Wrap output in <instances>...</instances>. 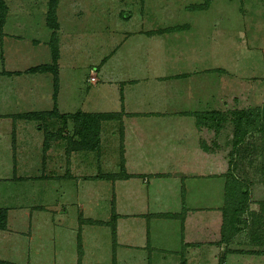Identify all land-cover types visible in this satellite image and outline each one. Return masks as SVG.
<instances>
[{
	"label": "rangeland",
	"instance_id": "obj_1",
	"mask_svg": "<svg viewBox=\"0 0 264 264\" xmlns=\"http://www.w3.org/2000/svg\"><path fill=\"white\" fill-rule=\"evenodd\" d=\"M5 1L8 6L6 33L0 36V208L15 210H10L8 216L10 232L0 236V259L14 264H54L53 257L61 259L56 264H82V259L85 264H153L155 256L156 264H181L183 259L186 264L187 254L193 250L190 246L182 251L178 249L180 237L194 241L199 235L201 248L198 255L192 254L187 264H210V252L216 254L219 250L217 240L221 225L214 223L220 217L210 213L206 225V214L202 210L207 204L211 207L222 204L216 199L224 197L221 186L225 185L226 174L230 171L248 184V213L250 206L256 211L257 202L264 198V132L242 125L234 136L233 123L235 112L264 106V0H59L55 64L50 43L52 31L45 22L48 0ZM44 63L57 71L58 85L61 83L60 90L65 93L62 99L65 103L68 99L69 103L67 110L71 113L66 111L67 114L105 108L119 111L123 86L139 83L142 90L165 84L162 91L169 92L168 102L164 100L162 105L154 95L143 112L152 114L149 122L135 123L137 132L134 128L130 130L134 123L125 124L127 172L147 174L150 170L170 174L155 181V187L150 190L152 196L145 194L142 179L136 177L124 182L116 196L109 180L84 183L81 176L98 172L97 153L81 155L87 162H81L74 171L68 170L67 177L41 178L57 172L62 177L63 167H66L62 164L66 158L60 149L64 144L58 141L52 147L54 141H50L44 149V131L49 129V133L71 136L72 122L59 127L62 120L56 118L2 117L32 110L35 99L27 94L35 80L46 85L40 87L43 98L36 99L38 108L46 109L45 112L54 110L59 87L55 89L53 74L40 72L45 74L43 77L26 73L31 66ZM12 71H19L21 75L10 77L14 75ZM191 89L195 95L188 98ZM211 111L222 115L219 125H212L208 116ZM119 113L120 118L122 112ZM176 118L184 128L202 130L198 139L209 148L208 166L193 162L192 144L191 149L187 146L185 151H179L180 148L176 149L179 146L168 139L169 135L165 137L166 142L158 141L173 127V122H178ZM115 120L102 125L101 160L110 159L112 148L118 158L123 153L117 150L122 127ZM166 120L171 122H166L167 128L162 129V123L158 122ZM198 121L205 125L198 126ZM13 128L17 130L16 136H13ZM171 137H175L173 132ZM238 137L242 139L234 146ZM12 140L16 142L15 148L11 146ZM105 144H109L108 148ZM15 150L18 169L30 170L28 176L36 179L7 181L12 175L11 158ZM233 160H237L236 170L232 169ZM151 162L161 166L149 167ZM109 164L108 170L105 164L100 167V175L104 174V168L108 173L119 171L117 161H109ZM187 171L209 175L202 192L198 186L191 188L197 182L191 186L190 182H182ZM63 186L73 193L70 202L60 200L63 195L56 197L51 192L55 187L62 194ZM183 186H186L185 192H182ZM115 197L119 213L124 214V218H116L115 238L110 226L81 223L82 218L111 221L112 212L115 215L117 212ZM153 212L167 216L163 219L146 217ZM82 229L85 246L80 243L81 252H78ZM124 231L132 238L127 240L132 244L138 243L137 239L145 244L149 238L146 244L151 242L159 247L160 255L149 250V245L138 253L141 247L133 252L126 250ZM247 239L244 232L241 240ZM119 243L123 244V249L118 248ZM216 255L218 261L219 253ZM254 258L239 255L233 259L236 264H264Z\"/></svg>",
	"mask_w": 264,
	"mask_h": 264
},
{
	"label": "crops",
	"instance_id": "obj_2",
	"mask_svg": "<svg viewBox=\"0 0 264 264\" xmlns=\"http://www.w3.org/2000/svg\"><path fill=\"white\" fill-rule=\"evenodd\" d=\"M5 26H6V23L4 25V28H5ZM4 28H3V35H5V33H6ZM59 61H60V59H59ZM124 62H125V59H124ZM46 63H44V64H36V65L31 66V68L43 66V65H46ZM126 69H125V63H124V71ZM12 72H14V75H10V77L11 76L18 77L19 75H21V74H19V71H12ZM26 73H29V72H26ZM29 74H33V75L34 74H39V75H42L43 77L45 75V74H41V73H29ZM35 81H37V82L34 85L31 84L32 89L30 91V94H27V95H30L31 98L35 99L34 100L35 103H33V105L31 106V107H33V108H31L32 110L27 112V113L23 112V113H15V114L13 113V114H9V115H3L2 118L11 119V118L14 117V118L17 119L19 116H22V115H25V114L42 113V112L46 111V109L43 111L40 108H38V103H36V99L39 98V96L42 95V94L39 93L40 90H41L40 87L41 86H46V85L45 84L43 85L41 80H35ZM156 85H157L156 87H155V85L154 86H149L147 89L143 88L142 90L140 88L139 83H137V84L136 83H132L130 85L128 84V85H126L125 88L123 86L122 87L123 88V95H122V97H120L121 104H120V110L119 111L117 109H115V110H106V108L102 109V110L100 109L99 111H94V110H92V111L91 110H89V111L76 110L75 111V112L81 111V112H84V113H95V112H99V113H102V114L110 113V114H115L117 116L118 120H115V121H118L120 128L122 127L121 128V137L119 136L120 142L118 143L119 149H117V150L120 151V152H123V153H121L119 158L115 156V153H114L115 150L112 148L111 150H109V151L113 152V155L110 156V159L106 158L105 160H103V159L101 160V153H103V151H104V144L102 143V139H101V130H102V125L104 124V122H107V121H103L101 123V125H100L99 150L96 151V152L71 151V153H69V151H68V142L70 140H68L67 137H71V136H67V135L61 136L60 135V137H58V139L52 140V141H54L50 145L52 147H54V144H57L58 141L61 142L62 144H64L60 149H61V151H63V153L65 155L66 160H65V163L62 162V164H63V166H64V164H66V167L65 166L63 167L64 171L61 172L62 177H61V175H58L59 173L57 172L53 176H52V174L51 175H43L41 178L42 179H46V180H50V179H52V180H60V178L67 177L68 176V170L74 171L75 168L81 164V162L82 163L87 162V161L81 159V155L85 156V155H88V154H92L93 155V153H97V155H98V167H99L98 172H97L96 175H89L88 174L87 176L86 175L81 176V180L84 183H86L87 181H99V179H101V181H103V180H107L108 181L109 180V182L112 183V186L114 188V190H113L114 193H115L114 196H116L117 195V191L124 186V182L128 183L131 177H133V178L136 177V178L142 179L143 184H144V186L142 188H144L145 194L147 196H149V197L152 196L151 195L152 193L150 192V190H151V188L155 187V184H154L155 181L161 179V177H163L164 175L168 176L170 174H168V173L161 174L160 172H158V173L154 172L153 173L150 170L148 171L149 173H147V174H140L139 173V174L132 175V174H129L127 172V168H126V165H127L126 152H127V150L126 149H128V148H127V144H126V141H125V139H126V127H125V124H127V122L128 123L131 122V125H132V123H134L133 124L134 127H132L130 129V126H131L130 125L129 129L132 131V129L134 128V132H137L136 128H135L136 127L135 123L139 124L141 121L149 122L148 117H151V115H152V114H150V116H149L146 113H143V112H145L144 109H146L148 107L149 101H151L156 96V99L160 100L161 104L164 103V100H166V102H168L167 93L169 94V92H167L166 90L162 91V87L165 86V84L159 83V84H156ZM60 86H61V83L58 85V87H59L58 90H57L58 96H57V101H56L55 104H56V109H57V111H59L60 115H64V114H67L66 111H68L67 108L69 107V103H67L68 99L66 100V103L64 102V99H62V97L65 95V93H63L62 89L60 90ZM111 86L112 85H109V87H111ZM151 87H154V88L151 89ZM95 89H96V87H95ZM124 89H125V91H124ZM144 89H145V91H144ZM161 93H163V94H161ZM20 94H21L22 97L24 96V94H22V93H20ZM193 94H194V91H193V89H191L190 91H188L187 97L191 98V97H193L195 95V94L194 95ZM171 95H174V94H171ZM46 96L47 95H44V97H46ZM74 104H75V102L72 103V105H74ZM166 106L167 105L165 104L164 107L166 108ZM119 112H122L120 118L117 115V114H120ZM68 113H71V112L68 111ZM19 119H24V118H20L19 117ZM56 119H58V118H56ZM176 119H177L178 122H173L172 125H171L173 127L170 128L167 132H164L163 136L160 137V139H158V141L162 144L163 142H166L170 138V140L172 142H174L177 146H179V147L176 148V149L180 148L179 151H182V150L185 151L187 146H189V149H191L192 147H191L190 144H192L193 148H192L191 151L193 152L192 153L193 156H192L191 159L193 160V162H197V164H199V161H200V164H204L205 163V165L208 166V162L209 161H208L207 152H208L209 148H208L207 144H205L204 142L202 143V141H200L198 139V135H200L202 133V130H198L197 128H195V129L184 128V127L180 126L181 122H180V120H178L179 118H176ZM60 122L62 124L59 127H62L63 121H60ZM166 122H171V121L166 120V121H161V122H158V123H162V127L161 128L162 129H166L167 128L166 127V124H167ZM67 126H68L67 131H69L70 130L69 126H71V125L68 123ZM59 127H57V131H58ZM15 130H16V128L12 129L13 136H16L17 130H16V132H14ZM46 130L49 131V129H46ZM174 130L179 132V133L174 132ZM51 132H54V131H51ZM172 132L175 134V137H171V133ZM14 133H15V135H14ZM70 135H72V132L70 133ZM166 135H169L168 139H165ZM135 139L137 140V136H136ZM72 140L76 141V138H74ZM171 141H169V143H172ZM152 142H155V141L152 140ZM10 143H11V146H13V148H15V143H16L15 140H12ZM12 144H14V145H12ZM124 145H125V147H124ZM137 145H140L139 142H138ZM181 145H184L185 147L184 148L180 147ZM50 146H49V148H50ZM108 146H109V144H105V148H108ZM63 158H64V156H63ZM11 159L13 160L14 164H13V166L11 168L12 169V175H10V177L7 178V181H10V182L14 181L15 182V181H22V180H24V181L27 180L28 181V180H31V178L36 179L35 176H32V175L28 176L31 173L30 170L25 169L23 167L20 170L18 169L20 165L17 162L16 150L14 152V155H12ZM192 160H191V162H192ZM109 161H112V163H114V161L118 162V165H119V171L118 172L108 173L106 171V169L110 166ZM121 161L123 162V172H124L123 174H120V172H121L120 171ZM17 163H18V165H17ZM104 164H105V168H106V169L104 168L105 172H104L103 175H100V167L102 165H104ZM151 164H149L150 165L149 167L156 165V164H154V162H151ZM156 166H161V165L159 163V165H156ZM110 175H117L119 177L116 178V179H111L110 177H108ZM208 176H209L208 174L200 175L199 171H197V172L195 171V173H191V172L187 171V174H185L184 177L182 178V182L183 183H186V182L189 183L190 182V186L194 185V183L197 182V185L195 187L192 186L191 188H196L198 186V188H199L198 190H200L202 192L203 191V183L206 182L205 179L208 180ZM144 179H145V181H144ZM62 188H63L62 194L55 187L51 188V192L54 195H56V197H57L58 194H59V196L63 195L62 198L60 197V200L65 199L66 201L69 200V202H70L71 199H73V193L71 191H68L67 190L68 188L66 189L65 186H63ZM137 188L141 189V187H138V186H137ZM185 188H186V186L182 187V192H185V190H186ZM221 189H222V193H224V189H225L224 183H223V186H221ZM122 190H124V189H122ZM205 190H207V187H206ZM188 192H189V190H188ZM77 196H78V194H77ZM224 197L216 199L217 203H222L219 206L211 207L212 205L207 204V206L205 208H203V210H202V208L200 209V210H202V212L204 211L205 214H206L205 215L206 225L208 224V221H209L208 218L210 217L209 216L210 213L214 214V216H216V218L220 217V219L214 223V224H218L219 223V225H221L220 229L218 231L219 234H218V240H217L218 248H219L217 253H219L220 257L218 258V261H217V255H216L217 253L213 254L212 252H210V258L212 259L211 260L212 262H210V264H218L220 262H221V264H236L234 259L236 257H239V255L240 256L255 257L254 260L257 261V262L258 261H264V198L257 202L258 208L256 209V211L252 210L251 206L249 207L250 211L248 213V216H247L246 213L244 214V216H245V218L247 220V227L245 229H243L242 231H240L235 237H233L226 244V243H220L219 242L220 241V237H221L222 219H223L222 218V216H223L222 215V209H223L224 204H225V198ZM115 199H116V211H117L116 215H118L117 217L124 218V214H120L119 213L120 211L118 210V206H117L118 199L116 197H115ZM73 202L74 201L72 200V205H74ZM249 205H250V203H249ZM0 209H6L7 210V226H6V230L0 231V236L4 237V236L8 235L7 231L10 232L9 229H8L9 228L8 227V218L9 217L8 216L10 214L9 212H10V210H15V209H12L11 207H4V208H0ZM39 211H42L44 213V210H39ZM63 211H64V209H63ZM65 213H67V211ZM79 215H83V213L79 214ZM137 216H139V215H137ZM162 216L166 217L167 214L160 213V212H153V213L147 214L146 217H149V219H151V218L152 219H163L164 217H162ZM82 219L90 220V221H93V222H97V220H95L93 218H82ZM100 222H104V221H100ZM58 223H61V222H58ZM83 225L98 226L97 224L95 225V224H90V223H83ZM184 225H185V223L183 221V226H182L183 231L185 229ZM198 227L199 226H197L196 230L198 229ZM65 229H66V227H65ZM124 230H126L125 229V225H124ZM244 232H245V236L247 235V237H248L247 241H242L241 240V237L244 234ZM28 233L30 234V231H28ZM83 233L84 232H83V229H82V232H81V234L79 236L80 237L81 246H83V245L85 246V239H84ZM194 238H196V239H194V241H193V238H191L192 239L191 241H184L183 237H180L181 242L177 246V248L180 249L181 251H182V248H184V247L187 248L188 246H190L192 248V250H193L192 253H188L187 254L186 264H187V260L191 259L192 254H197L198 255V252H199V250L201 248V245H202V241H200L199 235H196ZM131 239L132 238L129 236L127 231H124V248L126 250H128V251L131 250L133 252V251L137 250V248L141 247L140 250L138 249L139 251L137 250V253H138V252L143 251L144 249H147L148 248L147 246L149 245V250H153L154 254H156V253L159 254L158 251L161 252V249L159 247L155 246V245H152L151 242H150V244H146V242L150 241L149 238H148V241L145 240V244H143V241H141V239H137L138 243H135V244L129 243L127 240H131ZM76 244H77V242H76ZM119 246H118V248L123 249V244L119 243ZM82 249H83V247H82ZM171 253L175 254V253H177V251H174V252L171 251ZM156 259H158V258L154 256V259L152 260L153 264H156V262L158 261V260L154 261ZM58 260H61V259H59V258L57 259V257H53L52 261H54V264H56V262ZM0 261L1 262H7V263H10V264H14V263H12L11 261H8V260H1L0 259ZM76 262H78L77 258H76ZM80 263L85 264L86 262H85L84 259H82L80 261ZM28 264H32V263L29 262ZM159 264H161V262H159Z\"/></svg>",
	"mask_w": 264,
	"mask_h": 264
},
{
	"label": "trees",
	"instance_id": "obj_3",
	"mask_svg": "<svg viewBox=\"0 0 264 264\" xmlns=\"http://www.w3.org/2000/svg\"><path fill=\"white\" fill-rule=\"evenodd\" d=\"M59 0H48V10L45 18V22L47 27L52 31L51 34V46L53 49L52 59L55 62L58 59V52H57V43H58V22H57V6ZM8 15V6L5 0H0V36L3 35V28L6 23V18ZM27 72L29 73H40V72H51L53 74V79L55 82V89L58 85V74L55 68L48 65H43L39 67L30 68ZM55 99V96H54ZM208 116L211 118L212 125H219L222 122V115L220 112L211 111ZM20 118L28 119V120H36L41 118H58L63 121L65 126L67 121L72 122L73 132L71 137H68V151H80V152H96L99 150L100 144V124L103 121H112L115 120V116L113 114H93V113H84L78 111L74 114H64L60 115L55 109L54 103V110L49 112H42V113H32V114H25L19 116ZM18 117V118H19ZM205 120H207L205 118ZM234 136L237 135L239 132L240 126L244 125L247 129L251 130H259L264 132V106L263 108H257L253 111L242 110L235 112L234 114ZM198 126L205 125V122L198 121ZM45 133V144L44 149L48 148V143L52 140L58 139L61 133L53 134L49 133L47 130L44 131ZM243 136V135H242ZM76 138V141L72 139ZM242 138H237V141L234 143V146H237V142L241 141ZM237 160H233L232 162V169L236 170L237 164L235 163ZM231 169V170H232ZM120 174H123V162L121 161L120 164ZM111 179H116L119 176L117 175H110L108 176ZM264 179V178H263ZM224 196H225V204L222 209V229H221V237L220 243H228L233 237H235L240 231L247 227V220L244 218V214L248 213V203L250 198V192L248 188V184L241 180L238 176L233 174L229 171L226 174V181H225V189H224ZM164 217V216H162ZM117 216L114 212H112V220L104 223V222H93L90 220H83L81 223H90V224H97V225H107L110 226L112 236L115 238L116 236V227L115 221ZM7 226V210L0 209V231L6 230ZM78 252H81L80 246V239L78 237ZM80 258V257H79ZM0 264H10L7 262H1ZM184 263V259L181 262ZM221 264V262L219 263Z\"/></svg>",
	"mask_w": 264,
	"mask_h": 264
}]
</instances>
